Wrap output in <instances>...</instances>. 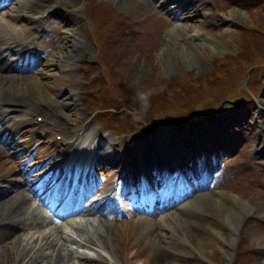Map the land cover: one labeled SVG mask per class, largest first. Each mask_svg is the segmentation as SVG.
Masks as SVG:
<instances>
[{
  "label": "rangeland",
  "instance_id": "rangeland-1",
  "mask_svg": "<svg viewBox=\"0 0 264 264\" xmlns=\"http://www.w3.org/2000/svg\"><path fill=\"white\" fill-rule=\"evenodd\" d=\"M239 1L242 0H208V4H203V16L193 17L192 21L188 20L181 14L169 15L167 10L161 9V0H156V3H152L148 6H128L123 3H118L117 0H73L71 3L65 5L66 9L72 10L75 17L80 20L85 26V32L83 33V40L91 45V52L89 58H84L80 62L78 61V87L71 92L67 89L56 88L53 90L55 94L65 95V94H75V99L73 102L77 104V109H75V117L79 119L80 113H83L85 124L91 119V109H89L88 104L99 106L101 104L108 103V105L121 107V103L114 99H111V95L108 90L107 81L104 80L102 72L104 71V66L100 62H95V57L98 54V40L99 37L95 36L94 33V23L89 19L87 14L88 4L93 3H104L107 9L113 10L112 14L120 16V19L112 17V25L118 26L119 29L110 31L108 35V40L105 43L111 42L109 46V51L112 53V66L106 68L110 72V79L112 82L121 80L122 78L130 79L133 83H139L146 88L155 90L163 95L178 94V91L187 90L191 84H188L193 76L202 77L204 80H210L212 75L215 73L211 70L214 66L213 59L215 57H224L226 55H231L237 53L236 46L244 45L245 48H254L257 43L261 45L260 55L254 56L249 52H244L243 59L240 62H236V65L232 68V72L239 68L241 71L246 69L249 65L254 64L257 61L262 62V56L264 55V6L256 8V4L251 6L255 7L251 11L247 12L243 7L239 6ZM263 1V0H262ZM234 2V3H233ZM23 0L21 4H24ZM5 18L10 19L8 16V9L1 11ZM34 19H29L31 23H27L30 27H36L39 31L38 38H40L41 49L39 55L45 56L43 53L45 48L49 52V57L52 56L51 53L56 51V45L60 43L64 31L68 28L61 19L57 18V14H52L49 16L48 23L44 24V21H37V16L40 14H35L34 12H29ZM100 18V17H99ZM35 23H33V22ZM37 22V23H36ZM195 25L200 27V29L210 35L213 34L216 38L211 42V40H200L195 42H190L184 44L182 40L179 42L175 39V31L173 28L175 25L187 26V24ZM17 29H20L18 38L22 39L25 36V30L28 28L22 27V21H14ZM101 30L110 28L107 24L106 19L100 21ZM238 27L243 28L241 32H238ZM258 28V29H257ZM99 29V28H97ZM96 29V30H97ZM184 29L179 28V31ZM96 32V31H95ZM245 32V33H242ZM248 34V35H247ZM43 35L48 36L47 38H42ZM32 35L28 34L22 40L23 44H29L33 47L30 40ZM100 41V40H99ZM70 44V43H69ZM31 47V48H32ZM107 47V46H106ZM34 48V47H33ZM257 48V47H256ZM37 49V48H36ZM184 49V52L182 51ZM108 50V48H107ZM108 51V54L110 55ZM189 53V54H186ZM258 53V54H259ZM233 59V58H232ZM106 62V61H105ZM166 62V64H165ZM106 64V63H105ZM84 65L87 66V70L84 69ZM58 69H55V72ZM82 75V76H80ZM221 75L225 76L222 72ZM250 81L246 82L244 79L241 81L244 86L248 83L250 87L253 88L254 92H258L259 95H249L245 100L237 103L231 104L227 100L222 102L221 111L228 117H233L234 115H244V119L240 117L237 118V122H230L226 125L225 130H230L231 139L229 144L224 145L225 141L222 138L216 139L214 142V148L220 146L223 148L224 152L218 153L217 151H210L209 154L205 148H210L212 136L208 139L203 138L204 144H198L195 151H190L188 156V164L195 167L194 154H197L198 162L197 165H202L203 163L210 162L213 159V163H210L211 171L216 170L215 178H213V185L206 188L203 191L212 192H231L232 195L241 199L243 198L247 205L251 208L252 212L250 214L245 213L242 220V225L237 232H233L232 229L223 226L222 237L227 240L226 244L221 240L212 242L210 244H201L199 246L185 245L180 248L179 252L176 253V260L178 264H233L236 259H238V253L241 248V243L245 239L246 245H243L244 254L240 256L239 263L243 264H264V189H256L254 187L264 188V157L263 154H257L255 152V147L257 145L264 146V112H261V107L264 106V64L263 68L255 67L251 71ZM243 76V73L240 74ZM226 77L222 79L218 78L216 83L224 81ZM88 81L86 84L85 81ZM254 81V83H253ZM183 82V83H182ZM184 82L186 84H184ZM211 82H214L211 80ZM182 83V84H181ZM115 86V84H112ZM183 87H179L182 86ZM254 85V87H253ZM92 87L97 92L91 94L86 91L85 87ZM202 89L205 86H201ZM218 92L222 93L221 88H217ZM162 90V91H161ZM203 93H209V90L202 91ZM217 93L219 99L223 98V94ZM69 94L66 96L68 97ZM124 94V93H123ZM105 95V97H101ZM183 96H178V98ZM225 97V96H224ZM107 101H103V100ZM45 106L46 110L52 109V115L61 120L62 125H66V129H70L76 124L74 117L65 116L66 112L69 110L65 109V105L55 102L51 99ZM7 106V105H6ZM12 113L7 117V119L12 123L14 121H20L24 116H22L17 111H11ZM79 113V114H78ZM40 115L36 113L34 116ZM62 116V118H60ZM118 123L124 124V129L131 128L128 127L129 116L126 117L125 111L118 112V117L116 118ZM225 119L222 120V122ZM92 122H95L94 120ZM44 128H47L44 122ZM131 124V123H130ZM93 125V124H92ZM97 125V124H95ZM76 126V125H75ZM99 127V125H97ZM91 128H97L98 127ZM163 125L160 127L158 134H153L151 136L145 135L142 129H139L135 141L143 142L147 141V144H152V139H157L159 133L162 136L173 135L176 136L175 141L179 137L177 135V129L175 126ZM111 127V126H109ZM200 126L196 129L189 128L191 131L189 137L195 138L198 135ZM211 127V126H210ZM104 128V127H103ZM103 128L99 127V131L103 132L102 138L109 141L113 140L119 142L121 147L124 149H129L131 154H136L140 160L141 147L135 146L131 147L127 140L130 137H119L114 134L113 130L109 128L108 131H104ZM237 128V130H235ZM112 130V131H111ZM57 133H62L59 128ZM95 132L94 130H92ZM185 131V130H184ZM182 132V136L184 135ZM61 135V134H59ZM156 135V136H155ZM217 137V136H216ZM42 140L38 142H33V147L36 151L40 152L42 150H47L49 153H56L62 151L59 145H48L41 144ZM127 143V144H126ZM31 146V147H32ZM108 146L105 145L104 148ZM114 150L111 153H120V148ZM201 149L204 153L201 154ZM9 151L14 152L13 161L18 162L20 160L26 159V151L21 144H15L8 148ZM147 155L148 148L145 149ZM153 150V148L151 149ZM203 155V156H201ZM209 155V156H208ZM25 157V158H24ZM145 157V160H146ZM31 157L30 159H32ZM35 158V157H34ZM43 160V158H41ZM20 165V164H19ZM22 165H20L21 167ZM122 166L113 165L110 172H115L112 178V182L115 185V181L121 175ZM27 167V166H25ZM30 169L29 167H27ZM115 168V169H114ZM38 167L35 168L33 173L36 174L43 173L44 169ZM114 169V171L112 170ZM14 176H19V173ZM21 188V187H20ZM22 198V204L25 208L31 212L37 207V202L30 201L25 202ZM35 203V204H33ZM212 204V202H209ZM255 207H252V205ZM178 205V204H177ZM177 205L175 206L177 208ZM181 205V204H180ZM189 206H182L179 208H174L175 210H170V213L160 215L158 217H164V220H176L181 221V219H189L188 213ZM210 211L217 212L216 207H210ZM175 217V218H172ZM68 217L62 220L60 224L62 226H57L54 223H44L38 224L35 222L33 225L30 223L33 221L29 220V225L18 231L15 235L7 236V229L3 225H0V264H15L19 261L18 253L19 246L21 242L16 241L18 237L23 235L30 236L35 232V238H38V243L35 248L31 249L27 255L24 264L31 258H38L37 263L34 264H44L45 260H42L43 253L48 252L46 249L49 246H53L58 241V246H64L67 244L68 249L73 252H78L82 256H89L93 258L94 264H134V259L130 257L133 253L131 250L130 243L131 238L125 232L124 227L119 226L117 229L115 227L107 228L103 226L101 228L102 232L108 237V245H101V247H83L77 243H74L71 238L68 241H64L61 237V229L66 231V235L74 234L79 226V223L68 222ZM256 219L258 222H255ZM39 221V220H38ZM121 222L117 221L116 225ZM91 227V226H89ZM184 223L178 226V229H182ZM57 228V231L55 230ZM60 228V229H59ZM188 231V229H187ZM169 235L173 232L168 231ZM237 236H236V235ZM189 239L192 238L190 232H187ZM79 238V237H78ZM235 239V240H234ZM242 241V242H241ZM229 243V244H227ZM35 243L32 247H34ZM28 251V250H27ZM65 252L67 250L65 249ZM240 255V254H239ZM76 264H82L76 258H73ZM92 262V263H93ZM91 261H86L84 264H89ZM22 264V262H21ZM47 264V263H45Z\"/></svg>",
  "mask_w": 264,
  "mask_h": 264
},
{
  "label": "bare ground",
  "instance_id": "bare-ground-1",
  "mask_svg": "<svg viewBox=\"0 0 264 264\" xmlns=\"http://www.w3.org/2000/svg\"><path fill=\"white\" fill-rule=\"evenodd\" d=\"M10 1L12 0H0V9ZM22 1L13 0V3L10 5L11 7L7 6L10 11H13L10 14V19L5 18L0 13V225L10 230L6 234L7 236H10L12 233L13 236L19 230L26 228L29 225V220L33 219L30 225H33L35 222H38L37 225L48 224L51 221L53 222L55 217L60 216L61 213H56L55 211L51 215H48L38 206L31 212L25 208V205L21 201L27 195H25L24 190L18 188V185L23 184L25 180H22L23 177H11L15 171L21 173L23 169L8 165L12 161V155L8 152L7 145L4 146L3 143H10L11 145L22 140L24 146H28V143L38 136L42 137L45 141H51L54 139V131L57 128L61 130L66 128L58 118L45 110L42 104H47L51 99H55L64 104L65 108L70 110V112L76 107L72 102L75 94H70L68 97H66V94L59 98V95L55 94L53 90L56 88L71 91L76 89L78 87V80L75 77H78L79 74L77 71L78 66L76 65L78 61L80 62L84 58L88 59L91 52V45L83 40V33L85 32L84 24L75 17L72 10L65 8V5L71 3L73 0H24L25 3L21 4ZM117 2L128 6H148L156 3V0H117ZM203 4H208L207 0H161V9L167 10V14L169 15L182 13L183 17H189L188 20L192 21L193 17L205 14L203 12ZM29 12L40 14L37 16V21H44V24L48 23L50 15L57 14V18L61 19L68 27L62 35L60 43L56 45V51L51 53L52 56L46 60H41L34 56L31 57L29 45L24 46L21 39L18 38L20 29L16 28L14 24L15 20L22 21V27L28 28L25 30V36L28 34L33 36L31 37V43L41 45L40 38H38V34L36 33L39 31L38 28L34 26L30 27L27 24L31 23L29 19H34L32 15H29ZM6 14L10 16L9 13ZM179 28L184 30L179 31ZM173 30L175 31V39L178 42L182 40L184 44L204 39L211 40L212 42L216 38L215 35L206 34L200 27L193 26L191 23L183 27L175 25ZM47 37L43 35L42 38ZM9 51H12L13 55H16V58L12 56L9 63H3ZM182 51L184 52V49ZM45 54H47V48H45ZM34 63H38L37 67L33 66ZM29 68H34L35 70L30 74L19 72V70L21 72L23 70L29 71ZM55 69L58 70L55 72ZM4 103L8 104L7 108L19 111L25 117L15 123H9L6 119ZM262 111H264V108H262ZM35 112H44L46 121L51 125L50 130L41 128L40 122H35L37 118L32 117ZM71 113H65V115L68 116ZM80 131L81 129L73 127L70 130H66V136L76 141L80 137ZM4 140L11 142L5 143ZM96 142L99 143L98 140ZM193 143L198 144L197 141L185 138L181 140L180 147L183 150L185 147L192 146ZM161 149H164L163 144H161ZM32 151L33 149L29 148L28 155L31 156ZM258 152L264 154V147L257 150ZM75 155L77 156V154ZM154 156L157 160L145 164L147 169L141 162L137 163L133 161L138 169L129 175L126 180V186L129 187L130 184L134 185L141 192L138 194L134 193L129 200H122L121 206L134 208L133 210H135L138 208L134 204L135 200L142 203L150 202V206L154 200L155 193L153 186L156 183L165 184L164 188H167L166 192H161L163 202L167 205L172 201L171 199L166 200L171 185V181L167 179V172L168 168L175 162V159L167 156L158 159V155L154 154ZM176 156H180V153L174 152L173 157ZM124 158L128 159L127 152H124ZM88 159H90V154L82 152L79 167H83L88 162ZM99 159H104L103 153L100 154ZM182 167L186 174L192 175L194 173L190 171L186 164ZM56 170L57 168L53 172ZM161 171H164V173H160ZM26 174L28 175V172ZM207 181L208 176L205 175L202 177V180L195 182L191 187H195V190L200 187L204 188L207 185ZM108 183V188L97 190V200L87 208L84 207V203L88 199L86 197L87 194L84 192L81 195V205L78 210L79 215H77L81 219L74 234L67 236L65 230L61 229L59 231H61V237H63L64 241H68L71 238L74 240L72 242L83 247H101L102 244L108 245V237L105 232H102L101 228L104 226L106 229H112L113 227L117 229L119 226H122L131 238L130 246H132L131 250H133V253L130 258L134 259V264H178L175 262V257L177 251L179 252L182 246L187 244L199 246L218 240L226 244L227 240L225 237H222L223 226L232 229L233 232H237L242 225L244 214L251 211L245 201L232 196L230 193L207 191L199 192L196 199H189L184 204L185 206H189V219L182 218L181 221H167L164 220V217L157 219L148 218L147 216L132 217V211H122L117 205L116 199L109 198L108 192L112 190V186L110 182ZM5 185L7 188L2 187ZM89 187L93 190L96 185L90 183ZM185 191H189V189L184 188L182 185L180 190H177L182 196ZM189 194H185L183 198ZM183 198L175 199L173 203ZM101 201H105L106 206L97 207ZM25 202L28 203V200L26 199ZM209 202H212V204H209ZM166 205H163L162 208H165ZM210 207H216L217 212L210 211ZM146 209L148 210V207L145 208V211H141L146 212ZM151 211L155 212V208ZM91 215H94V217ZM85 217L87 218L85 219ZM121 218H123L121 223L116 225V221ZM71 220L78 222L77 219ZM182 223H184V227L178 229V226ZM55 230L57 231V228ZM170 230L173 232L171 235L168 232ZM187 232L191 233V239H189ZM16 241L21 242V244L18 253L19 261H16L15 264H21V262L24 264L30 250L36 247L38 238H35V232H33L30 236H19ZM34 243L35 245L32 247ZM46 249L49 251L42 255V260H45L44 264H76L73 258L78 259L82 264L86 261H91L89 264H94L93 258L71 251L68 249L67 244L63 247L58 246V241ZM65 249L67 252H65ZM34 257L32 255L25 264L37 263L38 258L33 259ZM128 264H131V262Z\"/></svg>",
  "mask_w": 264,
  "mask_h": 264
},
{
  "label": "clouds",
  "instance_id": "clouds-1",
  "mask_svg": "<svg viewBox=\"0 0 264 264\" xmlns=\"http://www.w3.org/2000/svg\"><path fill=\"white\" fill-rule=\"evenodd\" d=\"M162 91V90H161ZM155 94V90L149 89L147 91H139L136 93L138 102L140 104L141 114L147 111L149 108V100L152 95ZM133 119H139V116L136 113H133Z\"/></svg>",
  "mask_w": 264,
  "mask_h": 264
}]
</instances>
